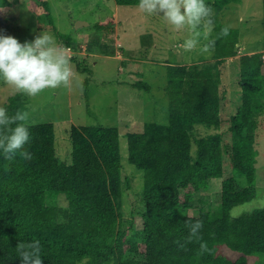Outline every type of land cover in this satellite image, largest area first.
<instances>
[{"label": "trees", "instance_id": "1", "mask_svg": "<svg viewBox=\"0 0 264 264\" xmlns=\"http://www.w3.org/2000/svg\"><path fill=\"white\" fill-rule=\"evenodd\" d=\"M6 1L0 0V8ZM240 1L213 0V6L218 14L227 4ZM115 2L137 4V0ZM32 8L51 22L47 0L32 2ZM111 22H97L95 28L101 31ZM213 22L215 61L167 68L168 123L148 122L142 132L127 134L129 162L145 174L140 192L142 228L136 229L132 221L125 226L120 223L123 187L116 127L73 126L67 164L55 152L53 124L24 121L29 140L23 147L32 153L31 158L21 157L19 151L0 154V264H20L16 245L32 239L40 241L43 264H249L250 256H264V208L231 215L234 206L256 197L255 144L264 113V43L262 51L238 56L239 30L222 24L217 15ZM224 27L227 34L221 32ZM61 41L60 46L78 50V45ZM236 57L241 103L225 131L196 137L195 126L220 125L225 95L222 66ZM78 69L88 72L81 62ZM131 85L150 91L142 81ZM10 101L5 106L9 114L26 111L24 95L16 94ZM4 134L0 129V135ZM225 159L244 184L235 177L223 178ZM220 178V207L189 216L194 196ZM61 194L68 200L63 219L57 207L47 205L48 199ZM197 219L199 239L189 240V226ZM200 239L211 251L200 252ZM220 246L240 256L231 259L219 254Z\"/></svg>", "mask_w": 264, "mask_h": 264}, {"label": "rangeland", "instance_id": "2", "mask_svg": "<svg viewBox=\"0 0 264 264\" xmlns=\"http://www.w3.org/2000/svg\"><path fill=\"white\" fill-rule=\"evenodd\" d=\"M36 1L7 0L6 6L0 8V34L14 35L23 42L31 41L41 31H46L54 36L58 45L62 42L61 38H64L67 43H74L76 46L85 44L86 51H96L100 55L89 56L84 47L78 46L79 49L74 50V56L70 58L73 75L69 83L45 88L32 96L0 79V106L5 108L16 94L24 95L28 113L26 121L30 124H53L55 152L60 162L67 164L71 162L70 130L73 126L116 127L120 137L123 187L120 223L125 226L132 221L136 229L140 230L144 211L140 192L144 186L145 174L129 162L127 134L142 132L148 122L168 123V66H193L215 61L214 16L217 15L225 26L239 30L238 56L262 51L263 1L231 2L217 14L213 0H206L213 9L212 24L207 35L200 37V44L208 39L214 40L213 46L206 51L200 50V44L191 50L184 49L182 42L189 35L187 27L174 29L162 16L148 14L137 6L118 5L115 0H47L52 19L50 22L33 10L32 2ZM108 20H113L110 26L101 31L95 28L97 22ZM95 35L102 36V41L108 46L104 47V43L98 41L89 43V39ZM66 42L63 41L67 44ZM237 58L226 59L222 66L221 87L225 90V95L220 125H197L194 128L196 137L225 131L230 115L241 103ZM78 62L88 72L80 71ZM262 71L264 72V62ZM135 81L148 83L150 91L132 87L131 84ZM260 121L255 144L258 150L255 165L256 197L234 206L231 209L232 216L264 208V113L261 114ZM226 138H230V135ZM195 153L196 145L193 142L192 155ZM225 172L223 178L235 177L244 184L243 177L232 170L226 159ZM223 178L212 180L209 188L200 190L194 196L193 207L187 212L189 216L197 217L201 210L209 212L220 207ZM47 205L57 207L59 216L63 219L68 200L61 194L55 199H48ZM218 251L231 259L240 256V253L226 246H220ZM249 264H264V256H250Z\"/></svg>", "mask_w": 264, "mask_h": 264}, {"label": "clouds", "instance_id": "3", "mask_svg": "<svg viewBox=\"0 0 264 264\" xmlns=\"http://www.w3.org/2000/svg\"><path fill=\"white\" fill-rule=\"evenodd\" d=\"M136 6L148 14H157L174 28L187 27L189 35L182 47L191 50L200 44V37L206 36L212 24V7L206 0H137ZM227 34L228 28L221 29ZM214 44L208 39L200 44V50L206 51ZM73 75L72 61L67 50L55 43L52 34L41 31L31 41L21 42L11 34H0V79L10 83L18 91L29 96L45 88L67 85ZM28 113L17 110L12 114L0 106V129L6 134L0 135V154L11 156L19 151L25 159L32 153L23 146L29 140V129L24 123ZM200 220L189 226L187 239H199ZM20 264H43L41 245L38 239L19 241L16 245ZM200 252L211 251L205 240H199Z\"/></svg>", "mask_w": 264, "mask_h": 264}, {"label": "crops", "instance_id": "4", "mask_svg": "<svg viewBox=\"0 0 264 264\" xmlns=\"http://www.w3.org/2000/svg\"><path fill=\"white\" fill-rule=\"evenodd\" d=\"M104 38L102 37V36H99V35H95L91 40L89 39V43H93V41H98V42H101V43H104V47H106V46H108V44L106 43V42H103L102 40H103ZM78 46H82V47H84V49H85V51H86V49H87V47L85 46V44H79ZM77 46V47H78ZM111 47V46H110ZM86 54L87 55H91V56H93V57H95V56H99L100 55V53L99 52H96V51H86ZM86 57V56H85Z\"/></svg>", "mask_w": 264, "mask_h": 264}, {"label": "built area", "instance_id": "5", "mask_svg": "<svg viewBox=\"0 0 264 264\" xmlns=\"http://www.w3.org/2000/svg\"><path fill=\"white\" fill-rule=\"evenodd\" d=\"M79 47H81V46H79ZM79 47H78V49H79ZM66 50H67V53H68L70 58H72L74 56L75 51H77V50L74 51V49L72 50L71 47H67Z\"/></svg>", "mask_w": 264, "mask_h": 264}]
</instances>
